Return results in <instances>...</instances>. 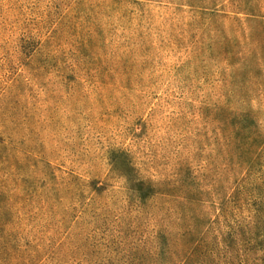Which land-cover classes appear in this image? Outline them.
Listing matches in <instances>:
<instances>
[{
	"label": "rangeland",
	"instance_id": "1",
	"mask_svg": "<svg viewBox=\"0 0 264 264\" xmlns=\"http://www.w3.org/2000/svg\"><path fill=\"white\" fill-rule=\"evenodd\" d=\"M0 264H264V0H0Z\"/></svg>",
	"mask_w": 264,
	"mask_h": 264
},
{
	"label": "trees",
	"instance_id": "2",
	"mask_svg": "<svg viewBox=\"0 0 264 264\" xmlns=\"http://www.w3.org/2000/svg\"><path fill=\"white\" fill-rule=\"evenodd\" d=\"M247 15L246 22L252 21L255 18L254 14L247 13Z\"/></svg>",
	"mask_w": 264,
	"mask_h": 264
}]
</instances>
